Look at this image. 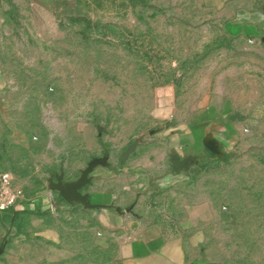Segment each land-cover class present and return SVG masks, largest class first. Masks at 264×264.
<instances>
[{
	"label": "rangeland",
	"instance_id": "1",
	"mask_svg": "<svg viewBox=\"0 0 264 264\" xmlns=\"http://www.w3.org/2000/svg\"><path fill=\"white\" fill-rule=\"evenodd\" d=\"M257 13L264 17V0L1 1L0 173L29 205L50 193L53 208L16 221L0 264H119L120 236L103 210L57 202L52 187L76 182L93 163L117 165L133 141L179 132L201 107L218 120L228 112L239 127L225 152L172 171L182 178L169 196V224L191 220L188 264H264Z\"/></svg>",
	"mask_w": 264,
	"mask_h": 264
},
{
	"label": "crops",
	"instance_id": "2",
	"mask_svg": "<svg viewBox=\"0 0 264 264\" xmlns=\"http://www.w3.org/2000/svg\"><path fill=\"white\" fill-rule=\"evenodd\" d=\"M1 1L10 4L30 0ZM252 16H255L256 21L264 20L258 13ZM227 115L225 111L218 120L213 108L201 107L188 115L179 132L169 127L164 134L145 139L141 145L138 143L125 162L118 160L117 165L112 162L108 167L92 168L82 194L89 206L103 210L106 228L118 232L119 264L192 262L193 258L186 248V230L191 226V220L182 217L178 222L180 226L174 228L169 224V196L177 190V184L174 183L182 178V175H174L170 160L175 155L185 159L203 153L220 154L229 149L239 124ZM52 202L50 193H45L43 201L18 206L9 213H0V254L9 253L5 245L10 237L16 235V221L26 211L53 208ZM110 209L115 211V216L111 215ZM158 209L162 212L159 218L154 216V210ZM13 212L24 214L14 221L11 219ZM49 233L45 231L40 235L48 236ZM188 245L190 250L194 247L192 235L188 237Z\"/></svg>",
	"mask_w": 264,
	"mask_h": 264
},
{
	"label": "water",
	"instance_id": "3",
	"mask_svg": "<svg viewBox=\"0 0 264 264\" xmlns=\"http://www.w3.org/2000/svg\"><path fill=\"white\" fill-rule=\"evenodd\" d=\"M138 141H133L129 147L120 155V162H125L130 155L131 152L134 151L135 147L137 146ZM190 158H185V159H179L178 156H173L171 157V169L174 172H177L183 168H185L187 162L189 161ZM96 163H93L90 165V167L82 173L80 178L74 182V183H69V184H64L62 185L60 182L55 184L52 189L56 190L59 194V196L67 202H72L76 201L81 204H87L85 196L81 193V189L87 184V174L90 172L93 168V166Z\"/></svg>",
	"mask_w": 264,
	"mask_h": 264
},
{
	"label": "built area",
	"instance_id": "4",
	"mask_svg": "<svg viewBox=\"0 0 264 264\" xmlns=\"http://www.w3.org/2000/svg\"><path fill=\"white\" fill-rule=\"evenodd\" d=\"M24 204H28V200L22 189L12 183L8 173H0V213H9Z\"/></svg>",
	"mask_w": 264,
	"mask_h": 264
},
{
	"label": "trees",
	"instance_id": "5",
	"mask_svg": "<svg viewBox=\"0 0 264 264\" xmlns=\"http://www.w3.org/2000/svg\"><path fill=\"white\" fill-rule=\"evenodd\" d=\"M121 164V163H120ZM57 202L63 203L64 200L58 195L57 197ZM21 214L24 213H20V212H13L11 219H13L14 221L17 219L18 216H20Z\"/></svg>",
	"mask_w": 264,
	"mask_h": 264
}]
</instances>
